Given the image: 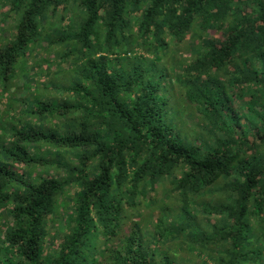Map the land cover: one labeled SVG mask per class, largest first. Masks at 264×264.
Returning a JSON list of instances; mask_svg holds the SVG:
<instances>
[{"label": "trees", "instance_id": "16d2710c", "mask_svg": "<svg viewBox=\"0 0 264 264\" xmlns=\"http://www.w3.org/2000/svg\"><path fill=\"white\" fill-rule=\"evenodd\" d=\"M0 264H264V0H0Z\"/></svg>", "mask_w": 264, "mask_h": 264}]
</instances>
